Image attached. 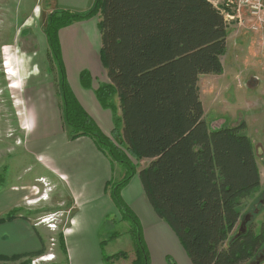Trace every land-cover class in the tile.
Wrapping results in <instances>:
<instances>
[{"label": "trees", "instance_id": "16d2710c", "mask_svg": "<svg viewBox=\"0 0 264 264\" xmlns=\"http://www.w3.org/2000/svg\"><path fill=\"white\" fill-rule=\"evenodd\" d=\"M99 12L100 56L110 85L102 86L97 98L111 108V98L119 96L123 127L114 140L70 89L59 42L60 30ZM46 32L61 76L62 120L69 138L93 139L126 169L123 180L109 188L113 203L133 226L135 264H150L140 222L122 197L136 174L149 204L192 264L254 262L264 249V225L251 223L244 234L236 233L242 202L261 188L253 143L244 122L210 129L200 97L199 78L224 73L228 24L220 8L209 0H96L83 14L54 11ZM126 153L149 165L137 173ZM61 246L67 253L63 238ZM17 259L0 257V262Z\"/></svg>", "mask_w": 264, "mask_h": 264}, {"label": "rangeland", "instance_id": "374dc122", "mask_svg": "<svg viewBox=\"0 0 264 264\" xmlns=\"http://www.w3.org/2000/svg\"><path fill=\"white\" fill-rule=\"evenodd\" d=\"M51 1L0 0V178L3 179L0 194L10 190L13 185H33L31 192L37 195L31 203L40 202L35 223L45 232L41 234L44 250L39 256L0 264H69L67 247L65 253L61 246V238L64 242L66 239L64 229L72 217L71 205L67 203L70 195L66 182L69 181L75 192L76 186L86 187L88 199L95 200L104 181H108L106 192L110 195L109 184L120 182L126 175L125 167L101 151L93 139L69 138L62 120L61 76L46 32L50 15L56 11H51ZM95 17L101 18L100 12ZM89 32L87 37L90 44L95 45L94 48L81 51L74 45L65 47L71 65L74 64L75 56L77 64H93V72L97 76L94 78L89 71H83L81 83L90 87L103 107L97 98V91L102 86L110 85V82L106 83L107 73L100 56L99 25L98 32L92 29ZM61 50L63 57L62 46ZM97 56L100 57L101 72L96 62ZM64 66L68 81L65 62ZM223 66L222 75H204L199 78L205 119L212 130L246 123V135L253 143L264 184V35L249 31L246 25L240 27L233 23L229 26L228 50L223 58ZM68 85L71 89L69 81ZM110 103L113 104L111 108L103 107L111 112L110 120L102 124L94 120L103 133L108 132L105 134L114 140L116 134L122 133L123 127L119 96L114 95ZM32 112H35V127L27 116ZM30 127L31 130L26 129ZM126 154L137 173L149 165L148 160L138 161ZM51 167L65 174L66 181H61ZM16 174L22 176L21 181H16ZM40 178L45 180L39 181ZM135 179L127 194L129 199L141 195L140 179ZM28 191L27 195L30 194ZM93 206L88 205L86 209L91 210ZM116 212L103 221V230L101 226L93 233L87 232L88 253H93V239L98 234L97 239L101 244L98 254L103 258L102 264H135L137 255L131 236L133 226L128 222L130 228L128 226L127 229L126 223L122 224L127 221L117 207ZM241 212L242 221H247V225L254 222L259 228L263 224L264 185L252 198L242 202ZM174 257L164 256L163 264H183L179 256ZM258 260L264 261V249Z\"/></svg>", "mask_w": 264, "mask_h": 264}, {"label": "crops", "instance_id": "0c3cea01", "mask_svg": "<svg viewBox=\"0 0 264 264\" xmlns=\"http://www.w3.org/2000/svg\"><path fill=\"white\" fill-rule=\"evenodd\" d=\"M51 2L52 3L50 4L53 5V7H50L51 11L69 10L77 14H83L88 12L93 7L95 0H52ZM100 22L101 18L95 17L89 20L74 23L73 26L68 27L60 32V41L63 49V59L66 65L68 81L71 86V90L75 97L79 100L81 105L93 116L98 124H102L103 122H107V120H110L112 114L109 110L101 107L97 102L95 94L92 92V90L90 88H86L81 83L80 77L83 71H89L94 78L97 76V74L95 75V71L93 72V64H77L76 61L78 59L77 56H75L73 62L74 64L71 65L70 61H68L69 55L67 53L66 47L74 45L77 46V48H79L81 51L94 48L95 45L90 44V39H88L87 36L89 35V30L91 29L95 32H98V25ZM80 57L81 60H83V57L81 55ZM96 62L100 67L99 71L101 72L102 69L100 57L97 56ZM105 80L106 83L110 82L108 75ZM92 86L95 87L94 84H92ZM38 106L40 108L42 107V105ZM48 107L52 108L49 105ZM34 113L35 112H32L27 115L31 118L34 125L33 127H35L36 125V120L33 116ZM26 129L31 130V127ZM105 133L107 134L108 132ZM50 169L59 175L61 181H66L65 174L60 173L56 168L51 167ZM135 178H139L138 174L132 179L131 183L123 191L122 197L127 206L136 215L142 226L143 235L149 251L151 264H163L165 260L164 256L174 257L175 255L181 258L183 264H192L191 261L187 258L184 252L185 250L183 249L175 233L167 225L166 222L158 217V215L149 204L142 185L140 188L141 195L138 198L132 197L129 199L127 197V194H129L131 191L133 181L136 180ZM15 179L17 182L21 181L22 176H20V174H16ZM41 179L45 180L43 178H40L39 181ZM107 182L108 181L103 182L101 190L99 192V196H97L95 200L88 199L86 187L84 188L83 186H76L77 190L75 192L72 190L69 181L66 182L70 195L67 203L71 205L72 211L70 223L64 229V235L66 238L65 242L69 256V264H102L101 261L103 260V258L98 254V250L101 247V244L97 239L98 234H96L93 239L95 245H93V253L91 254L88 253V242L85 236L89 233V231L93 233V230H97L98 227H101L103 225V221L110 215L117 214L116 207L111 199V196L106 192ZM263 185L264 184L261 176L260 190L263 188ZM19 186L20 185H13L10 190L1 192L0 194V220L6 219L7 216L12 212H17L13 219L0 223V257L10 259L39 256V254L44 250L43 242H41V234H45V232L44 230H42V228H40L39 225L35 223V216L39 211L40 202H36L34 204L31 203V201H33L32 198L36 197L37 193L35 192L36 194H32L31 190L33 191L34 186L30 185V183L26 185L24 184L22 187ZM51 186L54 187L53 185ZM35 188H37L38 190V187ZM28 190L30 191V194L27 195L26 191ZM93 204L94 206L91 210L86 209L88 205ZM27 205L29 206L28 208L26 207ZM125 223L128 229V222H122V224ZM251 223L254 222H250L249 224ZM242 224L243 221L241 219L239 224L240 226H238L237 228L238 231L241 228ZM249 224L247 225V227L249 226ZM262 225H264V222ZM106 247L109 248V246ZM258 261L260 260H258L257 258L254 260V262H251L249 264H256Z\"/></svg>", "mask_w": 264, "mask_h": 264}, {"label": "built area", "instance_id": "2783aa9c", "mask_svg": "<svg viewBox=\"0 0 264 264\" xmlns=\"http://www.w3.org/2000/svg\"><path fill=\"white\" fill-rule=\"evenodd\" d=\"M220 8L228 27L233 23L249 31L264 35V0H209Z\"/></svg>", "mask_w": 264, "mask_h": 264}, {"label": "water", "instance_id": "95a60500", "mask_svg": "<svg viewBox=\"0 0 264 264\" xmlns=\"http://www.w3.org/2000/svg\"><path fill=\"white\" fill-rule=\"evenodd\" d=\"M246 231H247V221L244 220L241 228L239 229V231L237 233V236L244 234ZM263 262H264L263 260H260L256 264H262Z\"/></svg>", "mask_w": 264, "mask_h": 264}]
</instances>
